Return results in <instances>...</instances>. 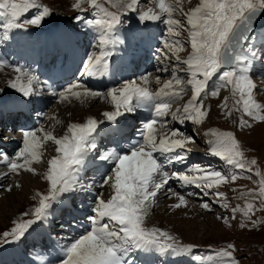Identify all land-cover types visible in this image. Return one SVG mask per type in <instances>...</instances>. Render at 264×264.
Listing matches in <instances>:
<instances>
[{
    "label": "snow or ice",
    "instance_id": "obj_1",
    "mask_svg": "<svg viewBox=\"0 0 264 264\" xmlns=\"http://www.w3.org/2000/svg\"><path fill=\"white\" fill-rule=\"evenodd\" d=\"M105 2L118 11L109 10L99 0H77L74 5L81 13L74 19L95 33L91 42L93 51L87 54L84 66L80 69L81 77H102L109 73L116 46L124 43L117 31L123 18L130 12H139L141 23L162 22L165 25L166 35L162 47L156 50L155 59L160 65L157 72L167 73L171 69V76L155 92L147 86H141V83L149 84L151 74L140 76L138 80L141 83L137 79H125L106 91L90 88L82 79L66 84L58 92L54 91L53 95H58L61 102L70 98L98 99L109 103L112 110L102 113L104 121L88 117L84 122L69 123L59 137L43 128L20 129L22 146L14 156L0 152V165L8 169L4 173L5 177L9 174L19 175L21 171L39 174L33 165L43 161L42 146L51 142L55 152L47 160V168L43 173L47 192L35 193L33 200L37 201L36 206L30 212L22 213V216L32 218L14 221V227L2 234L3 243H20L34 225L48 222L49 217L54 215L53 206L63 204L66 194L90 191L91 185L83 183L82 174L95 160L106 166L107 172L98 186L101 189L110 188L111 196L104 199L101 193L94 197L87 226L82 233L60 246L62 258L58 264H134V250H155L172 257L191 255L196 245L183 244L161 228L145 226V218L155 206L158 194L167 188L170 193L168 198L175 197L178 200V203L169 206L173 209L186 206V195L197 198L215 196L212 203L227 209L229 205L225 193L214 189L241 177L252 178L251 175L245 176V173L255 174L259 177L254 181L258 184V191L250 189L246 193L241 192L240 196L252 199L259 197L264 201V175L259 169L253 173L257 161L245 159L240 142L233 132L215 128L205 133L209 155L240 171L226 175L221 170L200 164L186 166L182 171H167V165L186 164L190 151L186 145L196 141L194 135H188L178 127L170 128L165 117L171 104L190 89V98L182 109L172 113L171 119L174 124L191 123L199 126L209 112L204 100L208 96L218 97L221 89H227L231 92V107L228 105L229 97H224L218 106L222 110L226 109V116L240 113L238 127L251 128L249 120L264 122V102L256 98L257 85L250 75L256 56L251 51L255 46L250 44V40L256 19L264 14V0H199L194 7L187 9L184 4L190 0H149L153 6L147 11H139L142 0ZM83 3H87L89 8H83ZM30 10H35V14L21 20ZM88 12L90 15H85ZM51 15L50 8L40 4L39 0H0V28L3 30L0 40L7 41L15 29H26L29 25L40 27ZM185 44L191 50L182 57L180 53L185 51ZM261 52L264 54V44ZM3 67H12L17 73L14 79L8 81V87L22 97L34 94V86L39 83V78L30 69L0 60V68ZM212 81L215 83L210 87ZM156 83L160 84L159 76L156 77ZM259 91L264 93V89ZM18 103L0 100V111L15 108ZM141 108L149 111L150 118L142 122L138 138L124 150L107 148L100 137L119 135L118 119ZM105 121L116 127L102 129L101 125ZM161 129L166 130L167 134L160 132ZM6 131L13 133L14 139V129L9 127ZM8 139L5 137V140ZM173 180L181 187L191 186L200 191L181 194L169 187ZM16 186L19 187L18 184ZM5 190L11 191V186ZM200 206L204 210H212L207 200L202 199ZM256 210L253 203L246 202L243 209L239 205L231 208L232 218L235 219L240 212L248 219L249 214H254ZM217 219L228 223L227 216H217ZM240 226L245 227V224L241 223ZM234 252L235 246L229 243L215 255H210L208 260L211 264H239Z\"/></svg>",
    "mask_w": 264,
    "mask_h": 264
},
{
    "label": "rangeland",
    "instance_id": "obj_2",
    "mask_svg": "<svg viewBox=\"0 0 264 264\" xmlns=\"http://www.w3.org/2000/svg\"><path fill=\"white\" fill-rule=\"evenodd\" d=\"M99 1L104 2L107 8H109V10L118 11L117 8H112L108 3L105 2V0H99ZM39 3L49 7L51 12H53L54 14L61 16L64 19L62 23L63 26L61 27L59 26L56 29L55 27L49 28L46 23L42 24V26L40 27L29 25L27 26L26 29L13 30L9 34V39L7 41L0 40V60L6 61L7 63L14 66L28 68L31 70V73L33 75L39 78V83L34 86L35 92L30 97V99L28 100L27 98L22 99L24 97H22L20 93H17L14 89L8 87V81L14 79L17 73L13 71L12 67L0 68V90H3L0 91V100L4 102H19L15 108H5L3 111H0V127H1L0 152L7 153L9 156H14V153L18 150V148L22 146L21 144L22 132L20 131V129L36 130L43 128L46 131L47 130L52 131L54 135L59 137L63 135L65 128H67V125L69 123L84 122L87 119L84 113L88 112L89 109L94 113L96 111L95 113L96 115H92L91 117L100 121H104V117L102 115L104 111L112 110V106L103 100H97L92 107L89 106L87 107L86 104L88 102L84 103V105L83 104L80 105L78 102L80 100L71 99V98L67 101L61 102L59 100L58 95H52L53 96L52 98L50 93L46 91V87L44 90L45 85L42 83V81L48 79V73L46 75H43L46 69H49L54 65L55 67L59 66L61 60L63 59L62 58L64 54L63 51L68 52L69 53L68 55L72 54L71 52L72 50L71 51L64 50L60 47V43L56 38V36L59 35L57 34V31H60L61 33V30L65 29L69 34L67 36V40L72 44V48L74 50L73 52L75 53V56L77 55L76 62L74 61V63L76 64L74 65L72 70H76L75 67L77 66V62L79 61L80 58L84 56L83 52L84 51L87 52L84 45L88 46V53L91 52V50L93 51L91 47V42L94 39L95 33L91 29L86 28L83 23H79L74 19L75 16L81 14L79 10L74 7V5L77 3V0H39ZM196 3H197L196 0H190V2L184 4V7L186 9L188 7H194ZM152 6L153 5L150 4L149 0H142L139 11H144V10L147 11V9ZM82 7L85 9L89 8L87 3H83ZM34 14H35V10H30V12L26 13L21 18V20L31 18V16ZM85 15H90V12L85 13ZM138 15L139 12H130L123 18L122 25L124 26V28L125 27L131 28L132 30L131 32L125 30L117 31V35L119 37L128 36V38H127V43H125L124 40L123 44H119V46L123 45L121 47L124 49L120 50L119 46L117 45L116 46L117 49L115 53L117 54L120 53L125 57L128 56L127 51L131 53H133L132 51H136V54L140 53L138 52L140 48L138 44V40L139 42H143L146 38V37H141L142 32L145 31L144 34H148L149 29L150 32L151 31H153V33L156 32L154 31L155 29H152L154 23L153 25L149 24V22L141 23L138 19ZM126 17L131 18L130 22L128 21V19H126ZM177 18L183 19L182 17H177ZM124 20L128 21V23H125ZM141 25H145V27L140 28L139 31H137V27L139 28L141 27ZM158 29L157 31L160 34L159 35L160 40L157 42L156 45L157 49L162 47V40L166 35V27L162 22L160 27H158ZM2 31H3L2 28H0V33H2ZM73 33L80 34L82 35L83 38H88L87 35L90 34L92 38H88L87 39L88 41L87 40L84 41L81 38L84 41V45H82L83 41L80 39V36L79 35L75 36ZM263 33L264 32H260L256 36L253 35L251 39L254 40L257 37L260 38L261 35H263ZM184 36L186 37V34H184ZM56 41L58 42V45L56 44ZM250 43L255 46L254 48L251 49V51L255 52L256 54L254 60V66L250 73L251 78L252 79L259 78L258 80L264 81V77L262 78L256 75L257 71L254 73V70H258V68H259L258 72H261V68H263L262 72H264V66L260 67L258 65V63L260 62L264 63V54H262L261 52V46L262 44H264V37L252 41ZM135 45L137 46L135 47ZM50 46L52 48H50ZM76 49H78V52L76 51ZM54 50L56 51V54L57 52L60 54L49 55V51L54 52ZM59 50H63V51L60 52ZM190 50H191L190 46L188 44H185V51L180 53V55L182 57L186 56L188 52H190ZM155 52L156 54L153 53L152 67H150L146 72L140 73L139 75L134 77V79L138 80V78L142 75L151 74L150 82L147 85V87H149V89L153 92H155L156 89H158L163 84V82L169 79L171 76V69H169V72L167 73L157 72V68L160 67V65L157 63L155 59V56L157 55V51ZM40 54L41 56L38 57ZM42 56H46V57H42ZM128 58H126L125 60L127 65H128V60L133 59V57L128 56ZM113 59L114 58H112L110 62V70H109L110 74L108 73L107 76H109L110 79L112 77L113 81L116 82L117 86L122 80L125 79L131 80L132 78H129L128 76L126 77L125 74L124 76L121 75L120 73L121 71H119L118 66L117 68L114 67V64L116 63L114 62L115 59L114 60ZM36 60L37 63L34 65L35 63L34 61ZM84 61H86V57H83V61L82 63H80V67L76 75H74L73 77L71 75L70 81L62 82V86H60L61 89L66 84L81 79L79 78L81 77L79 70L83 68ZM116 61L119 60L116 59ZM62 67L64 66L62 65L60 69L53 70L52 79H54V74L58 73L60 78H62L61 75L63 74L64 75L63 79L68 80L67 78L70 77L72 70L69 71L68 75H65V68L63 72L60 71ZM114 72H116L117 75H121L118 81H116L118 78H116L115 80L116 74ZM180 75L183 76L184 74L181 73ZM129 76L131 75L129 74ZM157 76L160 77V84L156 83ZM105 80H109V78L107 77L106 79H104L103 82H106ZM138 83L141 82L138 80ZM214 83L215 81L210 82V87L214 86ZM141 86H143L142 83ZM54 88L55 86L52 87V93L55 90ZM98 88H99L98 90H100L102 87H100L99 85ZM58 91H60L59 86H58ZM103 91H105V89H103ZM257 91L255 94H257L258 97L256 98L260 102H264V95L258 94ZM190 96H191V92L189 89L187 94L183 95V97L179 99L177 102L171 104V107L168 110L165 119L168 120L170 128L178 127L188 135H194L196 142L189 143L186 145V148L189 149L190 151L188 153V158L185 165H181L179 163L174 165H167L166 170L169 172L182 171L186 166L192 164H200L206 167H211L212 169L221 170L226 175L232 173L233 171H237V172L240 171L239 169H234L233 167L228 166L224 161L220 160L219 158L209 155L208 152L209 146L206 143L208 137L205 135V133L208 129L215 128L220 131L233 132L235 134L236 139L240 142L241 148L244 152L245 159L247 161H251L252 159H255L257 161V164L253 166V173H255L256 169H259L260 173L264 175V122L256 123L254 121L249 120V123L252 124L251 128L246 126L238 127L237 124L240 113L234 112L231 116H226L225 115L226 109L222 110L218 106L223 102L224 97H229L228 100L229 107H231L232 104L231 92L227 89H221L218 97L213 98L211 96H208L204 100V106L209 109V112L207 118L204 120V122L201 125L197 126L191 123H185L183 125L174 124L171 119L172 113L177 111L178 109H182L183 105L188 101ZM33 97L34 98L37 97L36 99L37 103L35 104V107L33 109L35 113L38 114L35 116L36 120L37 118H40V122H39L40 125L38 128H34L33 124L31 126H28V124L31 122L35 123L36 121L35 119L34 121H29L30 118L29 119L28 117L26 118L23 112H20L18 116V110H22L25 107L23 104L26 105L29 104V101ZM40 98H44V99H40ZM88 99L94 101V99L91 98ZM69 103L74 105V107L70 108ZM31 104L33 106L32 100L30 101V106ZM41 108L42 110L39 111V109ZM6 109H9L8 113H6L7 112ZM136 111H138V109ZM14 117H18L17 119L18 123H21L25 126L20 127V129L17 132L16 130H14L15 132L13 139L10 138V136H13V133H9L8 131H6V129L9 127L8 125L10 123L8 122L7 118L10 120L11 119L14 120L13 119ZM120 118L124 119V116ZM120 118L118 119V123L120 124L121 127L122 122L120 121ZM3 119L5 120L4 123L2 124L1 121ZM245 119L248 118L245 117ZM142 120L138 122L142 123L145 121V119L143 121ZM16 126H14V129L17 128ZM111 126L113 125L106 122L104 128H110ZM125 127L128 128L129 126L127 124L126 125L124 124V130H126ZM136 128L138 127L135 126V124H133L132 129L134 130L135 133H136ZM160 132L167 134V131L163 129H161ZM107 135H111V134H107ZM105 136L106 135L100 137L102 142L103 140H109L112 143L111 145H108L107 144L108 142L106 143L105 141L106 147L109 149L115 148L118 151H120L119 148L125 149L122 146L125 144V142L123 141L127 142L132 140L131 138L132 136L130 137L128 136L127 137L128 140L125 139L122 142L120 139H118L119 138L118 135L117 136L112 135L113 138H108V139ZM5 137H8L9 139L5 140ZM177 138H182V137H177ZM11 139L14 140L13 146H10L11 142L8 143L9 141H11ZM114 144H117V147H113ZM129 144L130 142H127L126 145ZM4 146L8 148L7 152H4L5 148H2ZM41 151L43 153V161L40 164L33 165V167L36 168L37 173H39L37 175H34L26 171H21L19 175L9 174L5 177L4 173H7L8 169L6 166L0 165V264H22V263L25 264L26 259L28 261L27 263L31 264L33 259L29 256H32V253L35 249L44 251L45 248L48 247L47 243H50L51 245H56L60 253V246L58 245V243L64 245L66 242H69L70 238L84 231L85 227L88 224L87 217L91 214V207L93 204L94 197L101 193L104 199H108L111 196L110 188L106 187L101 189L98 186L100 181L102 180V177L105 175L104 173L106 169L104 168H106V166H103L101 162H97L93 160L88 165L87 170L82 174L84 175L83 183L86 186L91 185L90 191L77 192L74 194L72 193L66 194L67 198L64 200L63 204H58L53 206L54 215L50 216L48 222H46V225H48V230H47L49 233L48 236L50 237L48 238L43 237L42 235L43 233L38 234V237H36L33 231L34 228L44 223V222H38L29 230V232L26 234V238L22 242L20 243L17 242L14 244H4L2 234L5 231H10L11 228L14 227V223H13L14 221H20L23 219L32 218L30 216L24 217L22 216V213L30 212L31 209L34 206H36L37 201L33 200V196L35 195V193L37 191L44 193L47 192V182L43 178V173L46 171L47 168V160L50 159L55 154L54 145L51 142L46 143L45 145L42 146ZM157 156L159 159H162L160 154H158ZM100 167L103 169H101ZM97 173H101L104 175L102 177H98ZM244 175L245 176L251 175L252 178L247 179L241 177L238 178L235 182L222 184L218 189H214V191H220L225 193L227 197V203L229 205L227 209L219 206L218 204L212 203V201L216 199L215 196L210 195L208 197H202V198L187 196L186 194L189 192H193V191L198 192L200 190L195 189L191 186L181 187L175 180L170 182L169 187H171L174 191H178L181 194L186 195V200L188 201L189 205L186 209L169 212V215L166 217L167 220L176 223L180 227L182 233L184 234L185 239H183V236H177L178 234H173L171 232L169 233L177 237L179 241L183 244L196 245V249L191 255H186V257L184 258L181 257L180 261L175 262V264H211V262L208 260V257L210 255H215V253L219 251L221 248H226L227 244L229 243L235 246L234 256L239 261V264H264V201H262L261 198L259 197H257L256 199H252L251 197L240 196L241 192L246 193L250 189L254 191H258V184L254 183V181H257L259 177H257L255 174H249V173H245ZM93 181L95 182L94 184ZM17 184L19 185V187L16 186ZM9 186H11V191H6L5 189H7ZM164 190H162L161 193L159 194L163 195ZM169 195L170 193L165 194V196H163L164 198L162 197V199L156 197L155 200L156 205L154 206V209L151 212L152 220L153 219L160 220L161 215L159 211H161V208L168 207L173 200L175 201L177 200L175 197L169 199L168 198ZM202 199L207 200L210 203V206L212 208L211 211H207L201 208L200 205ZM246 202L253 203L254 207L257 209L255 213L254 214L250 213L249 218L245 219L243 215L240 212H238L235 216V219H233L231 208L239 205L240 208L243 209ZM68 208L70 210L72 209L71 211L73 212V215L77 214V216L82 218L80 220V223L84 222V224H86L84 228H81L80 225V226H73L74 229H70L66 225L67 224L66 220H64L63 218L68 213L67 212ZM217 216H227L228 223H225L223 219H217ZM145 219H146V225H145L146 227L149 228L153 226L158 227L151 222V219H148L147 217ZM252 221H257V223L253 224ZM241 223H244L245 227H241L240 226ZM41 244H43V246ZM9 251L11 252L9 253ZM47 252H49L48 249ZM18 253H20L26 259H23L21 255H18ZM156 253L154 252L151 255V252H149L148 250L147 251L134 250V252L132 253L134 264H172L174 262L173 259L168 257H165L166 259H164L162 254L158 252ZM56 256L57 257L54 260V264H56V260L58 261L60 258H62L60 254ZM52 261L53 259L50 260L48 264H51Z\"/></svg>",
    "mask_w": 264,
    "mask_h": 264
},
{
    "label": "bare ground",
    "instance_id": "obj_3",
    "mask_svg": "<svg viewBox=\"0 0 264 264\" xmlns=\"http://www.w3.org/2000/svg\"><path fill=\"white\" fill-rule=\"evenodd\" d=\"M197 1V3L199 2V0H196ZM196 3V4H197ZM151 4V3H150ZM144 11H146V10H144ZM153 23H154V25H153ZM148 24V23H147ZM147 24H145V25H147ZM149 24H151V25H153V27H152V29H155L154 31H157V29H158V27H160V25H161V22H149ZM145 25H141V27H137V31H139V29L140 28H144L145 27ZM63 28V27H62ZM145 32V31H144ZM144 32H142V35L144 34ZM149 32H150V29H149ZM151 32H153V31H151ZM57 34H59V35H57L56 36V38L58 39V42L60 43V47L62 48V49H64V50H69V51H71L72 52V54H70V55H68V64L67 65H63L64 67H62V69L60 70V71H62L63 72V70H64V68H65V75H68L69 74V71L70 70H72V68L74 67V65H75V63H74V61L76 62V56H75V53L73 52L74 50H73V48H72V44L70 43V42H68V40H67V36L69 35L68 34V32L65 30V29H62L61 30V33H60V31H57ZM125 35V34H124ZM119 38H121L122 40H125V43H127V38H128V36H121V37H119ZM69 39V38H68ZM58 42L56 41V44L58 45ZM135 42H136V39H135ZM134 42V43H135ZM145 44H147V49H152V43H151V41H145ZM119 45V44H118ZM154 45V44H153ZM120 46H123V45H120ZM137 45H135V47H136ZM76 47V46H75ZM50 48H52L51 46H50ZM79 49V48H78ZM78 49H76V51L78 52ZM117 49V48H116ZM130 50H132V49H130ZM138 51V50H137ZM133 52V51H132ZM139 52V51H138ZM124 53V52H123ZM140 53H142V52H140ZM140 53H137L136 54V56L137 55H139ZM51 54H54V55H56V51L54 50V52L53 51H51L50 53H49V55H51ZM50 58H51V56H50ZM134 59V58H133ZM114 60V59H113ZM120 61V60H119ZM116 62H118V61H116L115 60V63ZM61 67H59V69H60ZM119 71H121V69H119ZM121 73V75H123L124 76V73L121 71L120 72ZM110 74V73H109ZM115 74H116V72H115ZM130 74V73H129ZM121 75H115V80H116V78H118L116 81H118L119 79H120V76ZM126 76V75H125ZM56 77H59L60 78V76L58 75V73H56V74H54V79L56 78ZM61 77L63 78L64 77V75L62 74L61 75ZM109 78V80H105L106 82H103L104 81V79H106V78ZM84 79V83H86L90 88H93V89H99L98 87H99V85H100V87H102L103 88V86L105 85V84H109L110 86H115L116 85V82H114L113 81V79H112V77H111V79H110V77L109 76H107V75H105V76H102V77H92V78H89V77H83ZM259 78H255V79H253V81H254V83L257 85V93L258 94H260V95H264V93H262V92H260L259 91V89H264V81H262V80H258ZM111 80V81H110ZM102 82H103V84H102ZM109 82V83H108ZM111 83H113V84H111ZM143 86H147V85H143ZM45 87H46V91L47 92H49L50 93V95H51V97L53 98V93H52V87H49L48 85H46L45 84ZM101 88V89H102ZM100 89V90H101ZM256 95V97H258V95L257 94H255ZM25 98H27V100L28 99H30V97H24V98H22V99H25ZM46 98V97H45ZM98 99H94V101L93 100H89V99H87V100H80V101H78L79 102V104L80 105H84V103H86V102H88L86 105H87V107L89 106V107H92L95 103H96V101H97ZM70 105V108H72V107H74V105H72L71 103H69ZM107 104V103H106ZM95 111V110H94ZM147 112V115H148V113H149V111H147V110H143V113H142V115H141V119L140 120H144L146 117H147V115L145 114L146 112ZM94 112L93 111H91L90 109L88 110V112H85L84 114L86 115V117L88 118V117H91L92 115H96L95 113H96V111H95V113L93 114ZM129 114V113H128ZM134 114H135V112L134 113H131L130 114V116L128 117V116H125V122H126V120H127V123H122V125H121V127H120V124L118 123V126H119V128H120V136L118 135V139H120L121 140V142L123 141V140H125V139H127V137L129 136H132V133H133V129H132V126H133V124H135V126H137L138 128H136V133L134 134L135 136H132L131 138H132V140L131 141H127V142H132L133 140H135V139H133V138H138V131L141 129L140 127H142L141 125H142V123H139V122H137V119H138V117H133L134 116ZM150 114V113H149ZM84 115V116H85ZM102 116V115H101ZM150 118V117H149ZM149 118H147V119H149ZM101 119V118H100ZM85 120V119H84ZM122 122V121H121ZM105 124H106V121H105V123L103 124V126H101V128L103 129L104 128V126H105ZM124 124L126 125H128L129 127L128 128H126V130H124ZM132 124V125H131ZM131 125V126H130ZM111 127H116V125H113V126H111ZM110 127V128H111ZM65 130H66V128H65ZM56 133V132H55ZM21 136V135H20ZM117 136V135H116ZM13 136H10V138H12ZM119 140V141H120ZM128 140V139H127ZM11 142V143H10ZM13 142H14V140H12L11 139V141H9L8 143H10V146H13ZM123 142H125V144L124 145H122L123 146V148H126V144H127V142L126 141H123ZM16 145H17V143H16ZM120 150H124V149H122V148H119ZM36 165V164H35ZM101 168V167H100ZM101 169H103V168H101ZM104 169H106V168H104ZM84 176V175H83ZM24 188H26V187H24ZM29 193V192H28ZM161 193V192H160ZM165 194H169L168 192H167V189H165L164 190V192H163V195H160V194H158V198H161L162 199V197L163 196H165ZM157 198V199H158ZM164 198V197H163ZM176 203H178V200H173L172 202H171V204L170 205H172V204H176ZM155 205H156V202H155ZM169 205V206H170ZM188 205H189V203H188V201H187V204H186V206H181V207H179V208H175V209H173V208H170L168 205V207H164V208H161V211H159V213H160V215H161V219L160 220H152L151 219V212H152V210L154 209V207H152L151 209H150V212H149V215L147 216V218L148 219H151V222L154 224V225H156V226H158L159 228H161V229H163V230H166V231H168V232H171V233H173V234H178L177 236H183V239H185V237H184V234L182 233V230L180 229V227L176 224V223H174V222H170V220H167V216L169 215V212H171V211H177V210H183V209H186L187 207H188ZM50 218V217H49ZM159 218V217H158ZM166 219V220H165ZM48 225H46V223L44 224V223H42L40 226H37V227H35L34 228V234L36 235V237H38V234H42L43 235V237H46V238H48V237H50V236H48ZM78 235V234H77ZM48 241H49V239H48ZM57 242H59V241H57ZM48 244V247H46L45 248V250L44 251H42V250H38V249H35L34 251H33V253H32V256H29V257H31L33 260H32V262H31V264H33V261H36V264H48L49 263V261L50 260H52L53 259V261L51 262V264H54V260L56 259V255H59L60 253H59V250H58V247L56 246V245H51L50 243H47ZM64 244V243H63ZM42 246H43V244H41ZM58 245L59 246H61L62 244H60V243H58ZM47 249L49 250V252H47ZM149 252H151V255H152V253H156V251L155 250H148ZM11 251H9V253H10ZM45 252H47V253H45ZM157 254V253H156ZM18 255H21L20 253H18ZM15 256V255H14ZM21 257L23 258V259H26L25 257H23L22 255H21ZM163 257H164V259H166L165 257H168V258H171V259H173L174 260V262L172 263V264H175V262H178V261H180V259H181V257L182 258H184V257H186V255L185 256H181V257H172V256H168V255H163ZM149 259V258H148ZM141 260H142V258H141ZM28 261H27V259H26V263L25 264H28L27 263ZM23 264V263H22ZM56 264H58V261L56 260Z\"/></svg>",
    "mask_w": 264,
    "mask_h": 264
},
{
    "label": "water",
    "instance_id": "obj_4",
    "mask_svg": "<svg viewBox=\"0 0 264 264\" xmlns=\"http://www.w3.org/2000/svg\"><path fill=\"white\" fill-rule=\"evenodd\" d=\"M50 17V16H49ZM49 17H47V21H50L49 20ZM59 21V20H58ZM51 22V21H50ZM260 26H264V14H262L261 16H259L257 19H256V24H255V29L260 27Z\"/></svg>",
    "mask_w": 264,
    "mask_h": 264
}]
</instances>
